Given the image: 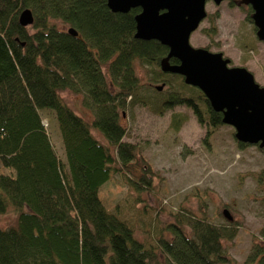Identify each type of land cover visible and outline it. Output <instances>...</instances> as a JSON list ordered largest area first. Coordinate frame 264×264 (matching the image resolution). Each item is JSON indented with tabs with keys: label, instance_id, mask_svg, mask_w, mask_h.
<instances>
[{
	"label": "trees",
	"instance_id": "trees-1",
	"mask_svg": "<svg viewBox=\"0 0 264 264\" xmlns=\"http://www.w3.org/2000/svg\"><path fill=\"white\" fill-rule=\"evenodd\" d=\"M25 8L33 22L22 26L18 14ZM138 11L113 12L106 0H0V214H15L12 224L0 226V264H230L223 240L236 235L235 225L211 222L204 209L198 217L176 211L164 226L172 237L160 234L145 243L117 206L110 209L99 195L114 175L135 190H149V170L141 165L135 175L136 145L123 140L121 122V110L148 103L144 87L175 86L160 110L189 109L206 136L222 125L221 113L197 87L161 71L168 48L134 37ZM139 66L148 72L147 82L136 73ZM64 89L82 94L90 121L63 101ZM185 118L172 112L171 127L178 129ZM53 127L63 158L51 141ZM256 182L263 186L261 174ZM198 200L203 206L204 196ZM261 202L259 238L242 264H264V195Z\"/></svg>",
	"mask_w": 264,
	"mask_h": 264
},
{
	"label": "rangeland",
	"instance_id": "rangeland-1",
	"mask_svg": "<svg viewBox=\"0 0 264 264\" xmlns=\"http://www.w3.org/2000/svg\"><path fill=\"white\" fill-rule=\"evenodd\" d=\"M238 3L239 0H223L215 4L207 0V16L191 33L189 42L193 47L222 52L230 59L231 66L246 67L264 85V43L253 33L249 9ZM212 26L214 32L207 35L205 30ZM136 73L142 82L149 79L144 67H137ZM173 88L170 85H163L161 90L144 87L141 93L148 96V103H136L121 110V122L126 128L123 140L136 145L135 175H140L141 165L147 167L149 190H135L114 175L99 188V195L110 209L117 206L132 224L135 237L145 243H152L160 234L168 239L172 237L164 226L174 221L172 215L176 211L198 217L204 209L211 222L236 226V235L224 239L223 245L230 264H242L253 242L258 240L263 224L264 183L257 186L256 178L261 174L264 180L261 173L264 152L257 145L239 147L234 128L228 124L222 123L207 137V128L198 123L189 109L176 106L161 111L160 100ZM59 95L76 114L88 121L93 118L80 92L64 89ZM174 111L185 113L186 117L178 129L171 127ZM49 131L56 153L63 158L59 135L54 127ZM92 132L106 143L98 130L92 129ZM200 196L205 198L203 206L198 200ZM224 208L231 215L230 220L223 215ZM14 221L12 210L0 214V226ZM184 227L188 230L187 225Z\"/></svg>",
	"mask_w": 264,
	"mask_h": 264
},
{
	"label": "water",
	"instance_id": "water-1",
	"mask_svg": "<svg viewBox=\"0 0 264 264\" xmlns=\"http://www.w3.org/2000/svg\"><path fill=\"white\" fill-rule=\"evenodd\" d=\"M207 0H106L113 12L126 13L139 8L135 14L134 37L157 40L168 48L159 61L162 72L183 76L186 84L197 87L206 97L210 107L221 113L222 123L234 128L237 141L257 145L264 150V87L243 66H229V58L222 52L205 47H193L190 35L206 18ZM215 4L223 0H212ZM251 6V19L256 36L264 41V0H240ZM18 22L27 26L33 22L32 11L22 9ZM67 32L77 36L73 27ZM177 60L171 63L170 59ZM163 84L155 88L162 89ZM223 215L232 217L227 208Z\"/></svg>",
	"mask_w": 264,
	"mask_h": 264
},
{
	"label": "flooded vegetation",
	"instance_id": "flooded-vegetation-1",
	"mask_svg": "<svg viewBox=\"0 0 264 264\" xmlns=\"http://www.w3.org/2000/svg\"><path fill=\"white\" fill-rule=\"evenodd\" d=\"M238 5H243V6H245L246 8H248L249 9V15H248V17H249V19H250V23L252 24V30H253V33L255 34V36H256V27L254 26V24H253V21H252V19H251V13H252V9H251V6L250 5H247V4H242V3H240V0H239V3H238ZM257 37V36H256ZM258 39V38H257ZM258 41H260V42H263L264 43V41H262V40H260V39H258ZM229 63H230V59H229ZM229 66H231L230 64H229ZM246 68V67H245ZM251 72V71H250ZM252 73V72H251ZM253 74V73H252ZM253 77H254V75H253ZM254 80H255V78H254ZM256 81V80H255ZM257 82V81H256ZM258 83V82H257ZM259 84V83H258ZM260 86H263L264 87V85H261V84H259ZM261 149V148H260ZM261 150H263V149H261ZM263 152H264V150H263Z\"/></svg>",
	"mask_w": 264,
	"mask_h": 264
}]
</instances>
